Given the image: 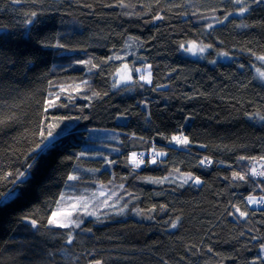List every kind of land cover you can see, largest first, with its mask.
<instances>
[{
    "label": "trees",
    "instance_id": "trees-1",
    "mask_svg": "<svg viewBox=\"0 0 264 264\" xmlns=\"http://www.w3.org/2000/svg\"><path fill=\"white\" fill-rule=\"evenodd\" d=\"M188 41L234 60L185 57ZM259 56L264 0H0V264H264L248 202L264 177L239 164L264 157ZM126 63L152 83L117 85ZM72 173L80 197L105 195L79 227L50 226Z\"/></svg>",
    "mask_w": 264,
    "mask_h": 264
},
{
    "label": "rangeland",
    "instance_id": "rangeland-1",
    "mask_svg": "<svg viewBox=\"0 0 264 264\" xmlns=\"http://www.w3.org/2000/svg\"><path fill=\"white\" fill-rule=\"evenodd\" d=\"M193 42L197 45V47L195 49H192V51H188L187 49L191 48V45ZM206 46H210V45L203 43V42H200V41H188L187 43L183 44V47H181V53L183 56L191 58V59L207 60L209 63H211L213 65L217 64L218 62H231L234 60V56L230 55L226 52H220V53L215 54L214 57L208 58L207 56L212 51V47L211 46L206 47ZM201 47H204V49H205L202 53L199 51V48H201ZM193 52H195L196 54L193 55ZM225 53L227 55H224ZM213 61H214V63H213ZM258 61L260 63L258 64V66L254 67V73H255L256 77L264 83V79L260 78L259 72H257V69H259L261 72H264V61H261V60H258ZM125 65H127L128 70L126 72H123L122 75H124L125 77L130 76L131 79L127 80V82H122L120 79V76H118L116 73L117 85L124 86V85H128V84L132 83L134 80L133 74L135 71H137V69H139V71H137V73L140 74L141 76H144V77H148V73H151L150 79H151V83H152L151 65H145V66L137 67L134 69L129 64L126 63V64H123V66L118 70V72L121 69H123ZM258 121L259 122L262 121L260 119V117H258ZM50 143H53L52 139L50 140ZM50 143L44 145L43 149H45ZM239 164H241L242 166H246L250 175H252V169L253 168H255L257 170V172L264 171V167H261V165L264 164V160H261V159H250V158L241 159L240 158ZM182 175L184 178L188 174L183 173ZM71 176H77L78 177V174L72 173ZM256 176H258V175H256ZM189 181H191V180H189ZM77 185H79L77 180H75V181L69 180L66 183L65 188L61 194V196H63L64 199L61 200V197H60L58 204H57V207L54 211V212H58V213H71V215L67 216L66 218L73 222L71 226H75V228H77L76 224L80 225V223L82 221H84L88 218L95 217L96 212L91 211L88 208L95 202V200L100 199V198L104 197V195H105V192L103 190H100L96 194L95 200H94V198H82L77 193ZM13 193L16 195V190L10 191L9 193H7V195L4 197L3 201H8L11 198H13L15 196V195H12ZM9 197H11V198H9ZM252 197H254L257 201H259V199L261 198V197H257V196H252ZM249 204L253 208L259 207L258 206L259 203H257V204L249 203ZM73 205H75V207H73ZM89 212L95 213V215H88L87 213H89ZM57 218L64 219L65 217L58 215ZM50 219H52V216ZM49 225L54 226L50 223H49ZM94 264H97V263H94Z\"/></svg>",
    "mask_w": 264,
    "mask_h": 264
},
{
    "label": "snow or ice",
    "instance_id": "snow-or-ice-1",
    "mask_svg": "<svg viewBox=\"0 0 264 264\" xmlns=\"http://www.w3.org/2000/svg\"><path fill=\"white\" fill-rule=\"evenodd\" d=\"M14 2H18V0H14ZM234 2L237 3V4H245V0H234ZM256 2H259V0H256ZM247 10H248V6L245 5L243 8H241L239 14L240 15H243L244 12H246ZM228 15H232V13H228ZM31 16L32 17H35L36 16V13L35 12H32L31 13ZM157 18L159 19L160 17H157ZM225 19H227V16L225 17ZM27 23L28 24H31L32 23V20L29 19L27 21ZM37 43L40 44L43 47H50V46L51 47H58V48L64 47L63 44L57 43L55 45H51V44H48V43H46L45 41H42V40H37ZM181 47H183V45H181ZM196 47H197V45L193 42L192 45H191V48H189L187 50L188 51H192V49H195ZM206 47H210V46H206ZM204 50H205L204 47L199 48V51L201 53ZM195 54L196 53L193 52V55H195ZM224 55H227V54L225 53ZM117 58H119V57H117ZM257 59H259L261 61H264V56H259V57H257ZM213 63H214V61H213ZM127 70H128L127 69V65H125L123 69H121L119 72H117V75L120 76V79H121L122 82H127V80H130L131 79L130 76L125 77L124 75H122V73L123 72H126ZM137 71H139V69H137ZM257 72H259L260 78L264 79V72H261L259 69H257ZM150 76H151V73H148V77L141 76V79H144L146 83H149L150 84L151 83ZM56 99H59V97L57 96ZM48 105L50 107L55 106V100H49L48 101ZM61 106H63V105H61ZM45 111H47V108L45 109ZM60 119H63V118H60ZM260 119L261 120H264V116H261ZM0 122H2V121H0ZM43 135H44V133L41 132V136H43ZM51 135H52V133L49 130L48 131V137H51ZM173 142L176 143V144L182 145V146H187L190 143L189 138L187 136H183V135L173 136L171 138V140H170V143H173ZM156 155H165V153H157ZM131 159H132V163L136 164L137 167L144 162L142 159H139L138 160L135 153L132 154V158ZM241 159H245V157H241ZM261 159H264V157H262ZM206 161H207V158L205 157V159L204 160H201L200 163L203 165V164H205ZM151 162L152 163H156V159L153 158ZM207 163L210 164L211 161H207ZM28 167L31 168L32 165L29 164ZM261 167H264V164H262ZM9 175H12V174L9 173ZM252 175L253 176L259 175V176L264 177V171L257 172V170L255 168H253L252 169ZM233 177L235 179H239V180H244L245 179L244 176L239 175L238 173H234L233 174ZM17 178L20 181H24V180L27 179V175H26V173L21 172V173L18 174V177ZM68 179L69 180H72V181H75V180L79 179V177H77V176H69ZM189 180L193 181L195 184L202 183V181L198 177H194L191 174H188V175H186L184 177V183H187ZM150 182H152V183H163V181H155V180H150ZM12 195H15V194L13 193ZM9 198H11V197H9ZM63 199H64V197L61 196V200H63ZM248 201L251 204H257V203L264 204V197H261L259 199V201H257L254 197L249 196L248 197ZM73 207H75V205H73ZM236 212H238L239 215L242 216V217H245V218L247 217V212L241 211L239 207L236 208ZM87 214L88 215H95V213H92V212H89ZM58 215L59 216H64L65 218L64 219H59V218H57ZM69 215H71V213H58V212H54L52 214V219H50L49 223L52 224V225H54L55 227L69 228V227H71V225L73 223L72 221H70V220H68L66 218ZM148 218L151 219L152 217H148ZM30 223L32 224L33 227L36 226V221L35 220H31ZM76 227H79V224H76ZM171 227L172 228H176L177 227V223H173L171 225ZM67 242L68 243H71L72 241H71V239H69ZM261 251H264V245H261ZM97 264H100V262L98 261ZM253 264H255V261L253 262Z\"/></svg>",
    "mask_w": 264,
    "mask_h": 264
}]
</instances>
